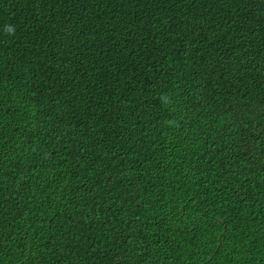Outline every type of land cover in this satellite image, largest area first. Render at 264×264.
<instances>
[{
    "label": "trees",
    "instance_id": "obj_1",
    "mask_svg": "<svg viewBox=\"0 0 264 264\" xmlns=\"http://www.w3.org/2000/svg\"><path fill=\"white\" fill-rule=\"evenodd\" d=\"M0 264H264V0H0Z\"/></svg>",
    "mask_w": 264,
    "mask_h": 264
},
{
    "label": "clouds",
    "instance_id": "obj_2",
    "mask_svg": "<svg viewBox=\"0 0 264 264\" xmlns=\"http://www.w3.org/2000/svg\"><path fill=\"white\" fill-rule=\"evenodd\" d=\"M6 31L10 34V35H14L15 34V29L13 26H7L6 27Z\"/></svg>",
    "mask_w": 264,
    "mask_h": 264
}]
</instances>
